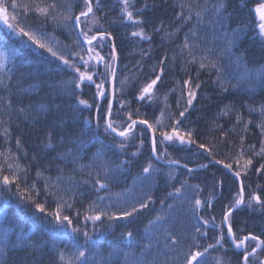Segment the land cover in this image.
Instances as JSON below:
<instances>
[{
  "label": "trees",
  "instance_id": "obj_1",
  "mask_svg": "<svg viewBox=\"0 0 264 264\" xmlns=\"http://www.w3.org/2000/svg\"><path fill=\"white\" fill-rule=\"evenodd\" d=\"M9 2L10 0H5V3ZM52 2L53 0H15L17 8L15 10L9 8L8 11L17 16L16 22H20V18L26 16L22 23L26 30L34 31L38 36H41V32L46 33L47 36L41 38L51 44L54 50L66 55L68 46H73V41L77 39L76 32L53 25L50 21L41 28L42 22L38 19V14L34 13L35 5ZM208 2L211 5L215 0ZM259 2L260 0H227L223 27L214 30L212 24L208 23L209 20H213L209 12L205 17V23L196 28L201 47L212 48L213 57L223 66L224 78L229 81L227 93L222 92L216 83L215 71L209 73L207 70H201L199 79H196L199 65H189L187 53L181 54L180 46L183 44L184 35L193 28L194 21L181 27L183 21L177 16L181 11L179 0H130L128 10L133 12L134 17L142 18L144 21L142 24H133L126 19L122 0H99V7L96 5V0H93V13L89 14L87 20L81 17V27L86 31L91 29L89 35L104 32L111 33V38H114L116 95L119 99L129 101L130 107L121 110L120 105L114 100L111 119L116 124L126 126L124 113L131 110L132 119H147L156 126L157 136L161 130L160 125L156 124L157 119L163 121L164 130L168 131L171 130L172 122L181 119V131L191 130L196 144H180L178 141L160 144L158 141L157 154H163L164 161H179L190 168H195L191 173L188 168L180 165L169 166L152 156L150 132L144 130L145 125L136 126V133L142 134L144 139V146L140 148V153L136 157L130 154L137 151L139 136L129 143L126 154H121L118 148L110 147L121 142L115 134L105 135L101 128L100 138H97L94 124L88 126L85 121L89 117L95 118L98 111L97 104L100 105L99 112L103 115L108 101L94 98L96 91L94 85H81V88L74 92L71 86L62 87L61 82L72 79V71L61 70V62L58 58L52 57L50 53L35 44L21 48V38L10 34L6 26L0 22V48L18 50V55L14 59L10 56L6 65L11 68L15 64V75L10 81L11 95L9 96L6 90L0 91V96L5 98L4 102H0V119L4 121L0 124V151L10 149V154L15 153L19 163L27 166L28 184L35 180L36 187L40 189V195L36 197L37 201L43 203L45 200L44 182L36 177L38 170L52 178L62 175V185L66 188L70 187L76 193L74 210H65L63 213L70 217H74L75 209L84 213L89 204L96 201L97 196L109 197L113 205L111 210L116 212L130 210L132 206L138 207L139 203L147 201L149 196L152 198L146 209H140L128 219L113 221L110 226L108 222L103 224L97 222L95 232L92 231L89 222V235L98 240V244L95 246L89 244L87 249L81 247V250L86 251L90 261L93 259L100 261V257L103 256L107 264H183L185 253L190 254L196 250L203 252V248L208 244H216L220 230L215 225L221 224L224 214L234 203L240 181L222 164L216 162L209 164L211 157L205 149H199L197 144H205L207 148L212 149L217 161H224V165L232 164L234 172L241 171L240 177L245 186V201L252 195L261 197L260 203L253 202L251 206L241 205L232 211L228 222L232 224L236 238L241 239L251 234L264 239V169L257 172L260 165L264 164V154L256 155L264 147V130L261 127L264 124V114L255 110L264 106V79L260 78V74L264 73V38L257 35L258 29L251 27L238 33L236 37L231 36L232 31L238 26L257 23L258 16L254 9ZM56 3L58 7L55 11L61 16L66 13L76 16L84 10L83 0H56ZM200 3L202 5L203 0H200ZM25 5L31 11L25 9ZM193 7L195 8L196 5L194 4ZM138 10H142L139 15ZM93 21L95 23H92ZM140 28L144 29L151 40L131 35ZM177 28L181 30L175 36H170L169 34ZM224 32L229 33L227 39H235V44L229 46L226 43L222 35ZM111 38L103 42V47L97 48L106 59L112 51ZM96 43L97 41L93 42L94 45ZM73 50L77 49L73 46ZM200 54L197 50V55ZM241 55L244 59L238 64L236 57ZM173 56L176 57L175 60L172 59ZM161 60L163 65H160ZM160 66L164 68V73L154 89L153 100L139 101L137 97L140 89L151 79H155V75L159 74ZM99 70L103 71L102 65L99 66ZM81 71H84L83 67ZM88 71L91 72L92 68L89 67ZM189 77H192V86L188 87L196 92V98L185 112V117L181 118L179 112L187 107L188 87L184 85V81ZM125 78L127 84L124 94L121 95L119 81ZM200 82H203L201 87L195 89L194 85ZM32 84L40 87L31 93L20 94V90L28 89ZM232 85L237 87L233 89ZM105 87L109 85L105 84ZM8 99L11 100V111L6 106ZM80 99L88 100L92 107L79 104ZM41 103L47 106L46 111L38 110ZM226 105H231V110L223 115L221 110L225 109ZM250 107L252 111L249 110ZM19 108H25L28 114L20 113ZM137 108L139 115L135 113ZM161 112L164 114L163 117ZM170 114L171 118H169ZM237 114L242 117L241 121H237ZM4 127H9L11 130V139L7 143L2 135ZM48 133H52L54 137L53 149L45 146ZM16 137L20 138L19 148L15 143ZM61 137L64 138L63 143L60 142ZM70 138L86 143H72ZM250 145L253 147L249 148ZM68 149L79 154L80 164L91 163L98 150H103L104 161L111 162L110 169H115L124 159L131 160V163L122 171H110L108 189L97 191L93 188L94 178L88 175L89 169L85 168L82 172L74 171L76 165L70 158L67 162L57 158L58 154ZM241 151L244 155L238 165L235 161ZM150 158L159 172L153 173L146 179L148 174H142V170ZM249 158L253 163L248 167L247 172H244V161ZM0 163H3L2 158ZM99 163L100 161H97V164ZM202 164H208V167L201 168ZM45 169L48 170L44 171ZM94 171H99V168H95ZM169 173L173 178H169ZM185 180L187 184L182 190L183 195L179 198L170 197L169 193L174 192ZM197 185L199 191L196 189ZM24 186L22 184V187ZM64 195L67 198L69 193ZM209 197H214L211 200V207L201 208L199 215L206 219L214 216L215 221L203 225L202 221L197 220L191 207L195 199L204 201ZM162 200L163 204H161ZM47 201L46 208L49 211L54 210L56 208L54 197L48 196ZM108 203L109 200H105L101 206ZM168 205L172 207L168 208ZM157 215L163 216L164 220L158 222L150 234L145 228ZM45 216L47 213L37 212L30 202L21 203L14 188L9 190L0 187V246L5 243L8 245L5 254L0 257L2 264H33V261L35 264H58L57 246L69 253L75 251L72 236L64 235L58 240H53L51 218L45 219ZM76 223L74 219L73 225ZM222 227L225 234L223 246L216 245L215 248H210L198 260H202L203 264H217L218 260L222 261V264H242L245 248L235 247L228 236L226 224L224 223ZM196 228H200L202 232L206 229L207 235L200 236L196 233ZM100 232L104 233L103 237L99 236ZM128 232L133 234L131 238L126 235ZM166 232H171L177 237L178 243L173 244L165 239ZM22 233L28 235L30 243L39 246L38 250L12 248ZM194 236L195 240H193ZM75 243L83 246L82 234L78 235ZM256 243L251 239L246 241L247 251L251 252L252 248L256 247ZM149 244L151 248L147 247ZM261 248L250 257L249 264H258V261L264 260V251H261ZM97 253L99 254L96 255Z\"/></svg>",
  "mask_w": 264,
  "mask_h": 264
},
{
  "label": "snow or ice",
  "instance_id": "obj_2",
  "mask_svg": "<svg viewBox=\"0 0 264 264\" xmlns=\"http://www.w3.org/2000/svg\"><path fill=\"white\" fill-rule=\"evenodd\" d=\"M84 3V10L80 11L79 15L72 16L70 14H64L60 15L55 10L57 9L58 5L56 3V0H53L52 3L49 4H41V5H35L34 6V13L38 14V19L42 22L41 28L43 27V24L48 23L49 21L56 26L63 27L68 30H72L76 32L77 39L73 41V46L77 50H73V46H68L67 54H61L59 51H56L53 49L51 44L44 41V39L41 38V36H47L46 33L41 32V36H38L34 31L26 30L25 26H22L23 20L26 19V16H22L20 18V22L17 21V16L15 14H10L8 9L12 8L15 10L17 8V5L15 3V0H10L9 3H5V0H0V22H2L5 26L7 31L16 36L21 38L20 39V47L26 48L30 47L31 44L37 45L40 49H44L47 51V53H50L52 57H57L58 60L61 62V70H70L73 73V77L69 81H63L61 82V86H71V90L74 92L77 89L81 88V85L88 86V85H94L95 86V94L94 98L97 100H107V106L104 110V114L101 115L99 112L100 105L97 104L96 107L98 109L97 114L95 118L89 117L86 119L85 123L88 126H92L94 124L95 128L97 129V138L99 137V130L102 128L103 133L108 136H112L115 134L116 137H119L121 139V142L119 144H113L110 147L118 148L121 154H126V150L129 146V143L133 140H135L138 136L139 139V147L137 148L136 152H132L130 155L132 157H136L140 153V148H143L144 146V139L142 138V134L136 133V126L137 124L145 125L146 129L145 131H150V151L152 153V156L157 160L160 161L164 159L163 154H157V144L158 141L160 144H164L166 142H175L178 141L180 144H196V141L192 138V131H181V119H176L174 122L171 123L170 128L171 130H164V123L161 119H157L156 124L160 125L161 130L159 131V136H157V127L154 126L152 123H149L147 119H132L133 112L130 110L127 113H124L126 116V126L123 124H116L112 119V107H113V100H115L119 105L121 110L125 107H130V102L125 101L122 99H119L116 95L117 93V87H116V75H117V69L115 66V42L114 38H111V33H104L100 32L98 35H89V30H85L84 28L80 27L81 25V17L85 18L87 20L90 13H93V0H83ZM122 3L124 5V13L127 20L133 22V24H142L144 23L142 18L134 17L133 12L129 11V3L130 0H122ZM196 5L194 8L193 5ZM96 5L99 7V0H96ZM25 9L28 11H31V9H28V6H24ZM147 7V5H145ZM179 7L181 11L177 13V16L179 19L183 21V27L184 25H187L188 23L193 24V28L189 29L188 33H185L183 44L180 46V52L181 54L187 53V63L189 65L191 64H198L199 67L196 72V79H199L201 70H207L209 73L212 71L216 72V83L220 87L221 91L224 93H227L229 91V87L227 86L229 84V81L225 80L224 78V69L222 64L219 62L218 59L214 58L212 55L213 49L212 48H202L201 44L199 43L197 39V32L196 28L202 26L205 23V17L208 15L209 12H211L213 20H209L208 23L212 24L214 30L218 27H223V21L226 19L225 13H227V0H215V3H212L209 5L208 0H203V4L201 5L200 0H179ZM185 10H187V14H185ZM142 10H138L139 12ZM256 15L258 16V21L255 25H242L238 26L237 29H234L231 33L232 37H236L238 33L244 32L248 28H254L258 29L257 35L261 38H264V0H260V2L255 6L254 9ZM92 23H95L93 21ZM160 29H157L159 31ZM181 28H177L173 33H170V36H175ZM134 37H140L145 40H151V37L147 35L143 28H140L138 31H134L131 33ZM223 37L225 38L226 43L231 46L235 44V39L229 40L227 39L229 36V33L224 32L222 33ZM27 38L26 40L23 38ZM111 38L110 46L112 48V51L108 54L107 59L105 56H102L100 52L97 50V48L103 47V42L105 40H109ZM191 38V43H190ZM97 41V43L94 45L93 42ZM197 50L201 53L200 55H197ZM18 55L17 49H10L5 50L3 48H0V91H8L9 96L11 95L10 90V81L12 80L13 76L15 75V64L11 68L7 67V61L9 60V57L15 58ZM68 57H71L69 59ZM167 58V57H165ZM173 60L176 59L175 56L172 57ZM244 57L238 56L236 57V61L239 64ZM103 66V71L99 70V66ZM160 65H163V60L160 61ZM81 67L84 68V71H81ZM89 67L92 68V71L89 72ZM153 72H156V69H153ZM164 73V68L162 66L159 67V74L155 75V79H151L150 82L145 84L139 92V95L137 99L139 101H152L154 98V89L156 88L158 82L161 80V76ZM95 76V79H94ZM260 78L264 79V73L260 74ZM97 80H99V83H97ZM201 83H196L194 85L195 89H199L201 87ZM105 84H108L109 87H105ZM127 84V79H122L119 81V91L121 95L124 94V89ZM184 85L186 87L192 86V77H189L187 80L184 81ZM40 85L32 84L29 85L28 89L20 90V94L23 95V93H31L32 91L38 89ZM233 89L237 87V85L231 86ZM175 91V89H173ZM196 98V92L191 89V87H188V91L186 93V105L184 111L179 112V117L184 118L185 112L188 111V108L191 107L193 100ZM166 99V97H165ZM5 98L3 96H0V102H4ZM79 104L84 105L85 107L91 108L92 105L89 104L88 100L80 99L78 101ZM179 103V101L177 102ZM7 108L11 111L12 105L11 100L8 99L6 101ZM39 111H46L47 106L43 103H41L38 106ZM231 110V105H226L225 109L221 110V114L226 115L228 111ZM252 111L253 109L250 107L249 109ZM256 111H260L262 114H264V106H261L260 109H255ZM18 111L22 114L27 115L25 108H19ZM135 113L139 115V109L137 108L135 110ZM119 114V113H118ZM163 112H161V117H163ZM171 118V114L170 117ZM11 118L9 117V120ZM237 121H241L242 117L237 114L236 115ZM101 120H103V124H101ZM4 121L0 119V124H3ZM248 123H251V121H248ZM262 130H264V124L261 125ZM123 128V130H120ZM245 128H247V124H245ZM2 135L5 138V143L8 142L9 139H11V130L9 127H4ZM53 135L52 133H48L46 135L47 144L45 145L47 148L53 149L55 145L53 144ZM71 139V138H70ZM241 141L243 142V137H241ZM60 142H64V138L61 137ZM72 143H81L84 144L86 142H81L78 139H71ZM15 143L17 147L19 148L21 146L20 138L16 137ZM199 149H205L211 159L209 160V164L216 162L220 164H224V161H217L215 158V155L212 152V149L207 148L205 144H197L196 145ZM107 147V145H106ZM253 146H249L251 148ZM241 149H243V143H241ZM10 149L7 151H0V158L3 159V163H0V187L7 188L11 190L12 188L15 189V192L17 194L18 199H20L21 203L30 202L35 210L39 213H47V216H45V219L51 218V234L53 237V240H58L64 235H69L73 237V246L75 248V251L73 252H66L64 250H61L57 246V252H58V264H107L106 258L103 256L100 257V261H96L93 259L92 261L89 260L88 256L86 255L85 250H81V247L87 249L89 244L95 246L98 244V240L93 239L89 235L88 231V224L89 222L92 225V231L95 232L96 230V224L97 222H100L101 224L108 222L109 226L113 221L122 220V219H128L129 217H132L134 213H138L140 209H146L148 207V202L151 201V197H148V200L139 203L137 206H132L130 210H120L119 212L112 211V203L109 197L106 196H97L96 201H93L91 204H89L88 208L84 213H81L79 209H75V215L74 217H70L68 215H64V211H72L75 208L74 201L76 199V193L72 191L70 187L66 188L62 185L61 181L63 180V176H57L55 178L45 176L44 173L40 170L36 172L37 179H41L44 182V190H45V200L43 203L38 202L36 197L40 195V189L36 187V182L33 180V182L29 185L28 184V168L25 165H22L19 163V158L15 155V153L10 154ZM166 153V149L164 150ZM264 154V147L261 148L260 153H256V155ZM243 151L239 153V155L236 158V163L239 165L240 160L243 158ZM61 160L68 161L69 158L71 159V162L76 165V168H74V171H83L85 168L89 169L88 175L90 177L94 178L93 188L97 191L106 190L108 189L109 185L107 183L109 179V173L110 171H116V170H123L128 164L131 163V160L124 159L121 160L118 165H116L115 169H110L109 164L110 161H104L103 160V150H98L96 154L93 156V160L91 163L85 165L80 164L79 160L81 157L78 153H74L72 149H68L64 153L58 154V157ZM11 161V162H10ZM97 161H100L99 164H97ZM166 163L171 166L173 164H179V161H172L167 160ZM252 159L249 158L244 161V172H247L248 167L252 165ZM228 169H232V164H226L224 165ZM185 168H187V165H184ZM201 168L208 167V164H202L200 165ZM95 168H99V171H94ZM264 169V164H261L260 167L257 169V172H260V170ZM48 169H45L44 171H47ZM58 171H61L58 169ZM188 171L191 173L194 171L193 169H188ZM11 173L10 175L7 173ZM159 169L155 168L154 165L151 163V158L149 159V162L145 167H143L142 174L147 173L148 177L150 178L153 173H158ZM235 177L239 178L241 176V171H235L234 172ZM169 178H173L172 174L169 173ZM85 183H88V181H85ZM22 184L25 186L22 187ZM187 184V180L181 182V186L176 188L174 192L169 193L170 197H176L179 198L183 195V188ZM244 184L241 181L240 188L237 191L234 203L228 208V211L224 214L223 219L221 221L220 225H215V227L219 228L220 230V236L216 239V244H208L207 247L203 248V252L196 250L189 253H185V259L183 264H203L202 260H198L199 257H203L210 248H215L216 245L223 246L222 242L225 239L224 234V228L222 225L225 222L229 221L230 216L232 215V211L234 208H238L241 205L247 204L248 206H251L253 202L260 203L261 197L259 195H252L247 201H245V195H244ZM259 187V186H258ZM52 189H55L53 191ZM197 191H199V186H196ZM65 193H69L67 198H65ZM52 196L54 197V203H56V208L54 210L49 211V209L46 208L47 204V197ZM214 199V197H209L207 200H200L195 199L192 203L191 211L194 215L197 216L198 221H202L203 225H209L210 223H213L215 221V217L211 216L209 218H205L202 215H199V210L201 208L207 209L211 207V200ZM109 200V203L107 205H102L103 201ZM71 201V202H70ZM164 201H161V204H163ZM168 208H171L172 205H168ZM35 215V213H34ZM76 220V225H73V220ZM164 220V217L161 215L155 216L153 220H150L148 222V225L145 228L146 232H149L151 234L152 229L157 225L158 222H161ZM196 233H198L200 236H206L207 230L201 231L200 228H196ZM227 233L228 236L232 239L233 243L235 244V247L237 248H245V253L243 255V261L242 264H249V259L251 256L256 254L257 248H261V246H264V239H261L260 236H253L249 234L248 236H244L241 239H237L235 233L232 229V224L230 222L227 223ZM82 234L84 238V244L83 246H79L75 243V239L78 237V235ZM104 233L100 232L99 236L103 237ZM126 235L131 238L132 233L128 232ZM165 239L170 240L173 244L178 243L177 237H175L171 232L165 233ZM196 237H193V240H195ZM256 241V247L252 248L251 252L247 251V248L245 247V242L248 240ZM8 245L5 243V245L0 246V257H3L5 254V248H7ZM148 248H151V244L147 246ZM191 247V246H190ZM13 249L16 248H31L34 250H38L39 246L35 245L33 243L29 242V237L27 234L22 233L17 241L12 245ZM261 251H264V248H261ZM97 253L96 255H98ZM110 256L112 253L109 254ZM0 264H2V261H0ZM33 264H35V261H33ZM217 264H222V261L218 260ZM258 264H264V260L258 261Z\"/></svg>",
  "mask_w": 264,
  "mask_h": 264
},
{
  "label": "water",
  "instance_id": "obj_3",
  "mask_svg": "<svg viewBox=\"0 0 264 264\" xmlns=\"http://www.w3.org/2000/svg\"><path fill=\"white\" fill-rule=\"evenodd\" d=\"M80 27H81V25H80ZM113 106H114V100H113ZM113 108V107H112ZM150 132V131H149ZM150 135H151V133H150ZM159 162H161V163H164V164H167L166 163V161H164L163 159L162 160H160ZM173 165H180V166H183L184 167V165H186V164H184V163H179V164H173ZM223 166H224V164H222ZM225 167V166H224ZM187 168L188 169H195V168H190V167H188L187 166ZM226 168V167H225ZM228 169V168H227ZM233 175H234V171L231 169H228ZM239 179V181H240V183H241V181H242V179H241V177H239L238 178ZM235 209H237V208H234L233 209V211L235 210ZM226 223V225H227V222H225ZM231 242L233 243V241H232V239H231ZM234 244V243H233ZM235 245V244H234Z\"/></svg>",
  "mask_w": 264,
  "mask_h": 264
},
{
  "label": "rangeland",
  "instance_id": "obj_4",
  "mask_svg": "<svg viewBox=\"0 0 264 264\" xmlns=\"http://www.w3.org/2000/svg\"><path fill=\"white\" fill-rule=\"evenodd\" d=\"M228 223V222H227ZM226 224V223H225ZM227 226V225H226Z\"/></svg>",
  "mask_w": 264,
  "mask_h": 264
}]
</instances>
